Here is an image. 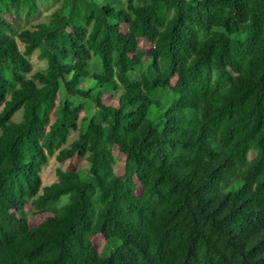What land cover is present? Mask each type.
<instances>
[{
    "label": "trees",
    "instance_id": "16d2710c",
    "mask_svg": "<svg viewBox=\"0 0 264 264\" xmlns=\"http://www.w3.org/2000/svg\"><path fill=\"white\" fill-rule=\"evenodd\" d=\"M23 9L0 0V264H264V0Z\"/></svg>",
    "mask_w": 264,
    "mask_h": 264
},
{
    "label": "rangeland",
    "instance_id": "374dc122",
    "mask_svg": "<svg viewBox=\"0 0 264 264\" xmlns=\"http://www.w3.org/2000/svg\"><path fill=\"white\" fill-rule=\"evenodd\" d=\"M125 1V0H123ZM63 4V0H37V5L39 11L37 13H33L31 15L28 14L27 9H23L19 12V14H14V16L20 17L19 23L17 25L18 30H34L39 24L48 23L53 14L57 12ZM21 47H23L21 45ZM29 60L31 61L34 71H44L47 68V60L41 57V50H36L30 57ZM148 62V61H147ZM94 68L96 71H101V65L97 59L94 60ZM60 101L65 102L69 101L73 103L77 107H81L80 111V122L84 120H91L95 119L96 121L100 120L99 114L97 109L90 101L78 99V98H70L65 96L63 93L60 96ZM1 110V109H0ZM22 118V112H18L15 114L13 119L15 121H20ZM56 119V116L52 115V121ZM79 136L78 131H72L69 135V143L74 141ZM257 152L252 150L250 153V159H253L256 156ZM68 166V162L59 163L56 159V155L50 156L48 164L43 168L42 171V179L45 186L51 185L56 182L57 179V170L59 169H66ZM88 164L84 161L80 165V172L84 174L87 170ZM68 201V197H63L61 204H64ZM26 215L29 218H32V209L30 206L26 208ZM111 252V248L109 245L105 244L100 249L101 256H107Z\"/></svg>",
    "mask_w": 264,
    "mask_h": 264
}]
</instances>
